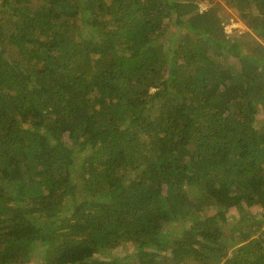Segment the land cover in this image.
<instances>
[{
    "label": "trees",
    "instance_id": "trees-1",
    "mask_svg": "<svg viewBox=\"0 0 264 264\" xmlns=\"http://www.w3.org/2000/svg\"><path fill=\"white\" fill-rule=\"evenodd\" d=\"M199 1L0 0V264H264V0Z\"/></svg>",
    "mask_w": 264,
    "mask_h": 264
},
{
    "label": "rangeland",
    "instance_id": "rangeland-1",
    "mask_svg": "<svg viewBox=\"0 0 264 264\" xmlns=\"http://www.w3.org/2000/svg\"><path fill=\"white\" fill-rule=\"evenodd\" d=\"M217 1L218 0H200L199 3L204 4V5L206 4V6H210ZM220 1L225 3L224 6L226 8V11L228 12L226 14V18L229 20V22L226 25L228 33L241 34L246 31H251L246 21L242 18L241 14L238 11L232 9L230 5H228L223 0H220ZM130 248L131 247L129 245L124 244V245H121L115 248L113 251H111L110 254L114 256H118V257H124L129 252ZM107 258H110V257H107ZM36 263H37V259L34 258L30 264H36Z\"/></svg>",
    "mask_w": 264,
    "mask_h": 264
}]
</instances>
